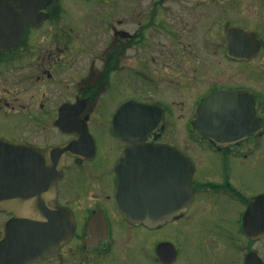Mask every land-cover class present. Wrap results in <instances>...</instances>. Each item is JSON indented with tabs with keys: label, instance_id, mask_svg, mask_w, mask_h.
Segmentation results:
<instances>
[{
	"label": "flooded vegetation",
	"instance_id": "flooded-vegetation-1",
	"mask_svg": "<svg viewBox=\"0 0 264 264\" xmlns=\"http://www.w3.org/2000/svg\"><path fill=\"white\" fill-rule=\"evenodd\" d=\"M45 2L0 0V140L35 150L29 172L0 174V240L21 212L55 202L48 242L61 244L29 264H264V0ZM218 91L254 100L252 134L217 144L198 133L196 107ZM128 101L165 114L146 140L165 145H140L151 150L130 169L144 172L141 196L179 211L155 225L129 222L116 204V167L133 145L114 120ZM68 145L53 175L52 149ZM179 151L193 171L181 210L164 165Z\"/></svg>",
	"mask_w": 264,
	"mask_h": 264
},
{
	"label": "water",
	"instance_id": "water-1",
	"mask_svg": "<svg viewBox=\"0 0 264 264\" xmlns=\"http://www.w3.org/2000/svg\"><path fill=\"white\" fill-rule=\"evenodd\" d=\"M51 0H48V3ZM32 20V18L30 19ZM241 31V30H240ZM250 105V106H249ZM251 103L242 99V94L236 92H215L208 95L197 107L193 124L201 135L216 143L231 142L243 138L248 134L250 129L246 127L247 120L250 118L252 110ZM131 112V117H125V112ZM157 113V114H154ZM128 125L125 127V122ZM164 122L163 110L154 108L151 105L143 104L137 101L124 103L117 111L114 120V131L121 140L129 145H164V144H147L145 140L154 130L159 128ZM147 147L134 146L128 148L121 157L117 166L118 187L117 202L120 211L125 218L133 223L149 222L156 223L165 221L172 217L175 211H169L166 204L158 202L159 195L155 194V200L150 201V193L141 196V179L144 172L141 169L130 170L131 168L140 167L143 164V152ZM74 145L62 148H53L58 151L60 157L53 160L50 168L51 173L57 174L61 169L64 161L65 150L73 151ZM162 150L159 149L158 152ZM163 155L166 158L167 153ZM25 152V154H24ZM136 153L133 155V153ZM35 150L27 148L18 143H9L0 141V174L9 172L15 174L13 169L18 166H27V172L31 169V159ZM174 160L169 163L164 161L165 166L174 167L173 183L175 189L180 192V210L185 201L191 198L186 191H192L190 179L193 174L187 158L180 152L179 156L174 154ZM179 158V161L177 160ZM174 161V162H173ZM162 164V162H160ZM8 169L7 171H4ZM154 173V172H153ZM157 175V174H156ZM53 181L55 179L53 178ZM167 182V181H164ZM127 197L136 198L138 201L131 202ZM147 199L146 207L143 208V201ZM48 209L40 214H32L37 216L30 222L20 220L19 223L12 222L9 224L7 237L0 241V263L10 264H27L40 257L47 255L48 239L50 237L49 230L54 228V216L57 212H61L55 203L46 204ZM143 210V211H142ZM72 215V214H71ZM70 212H62V217L67 216L68 223L71 224L72 216ZM22 216V215H20ZM14 230V234L12 232ZM70 229L68 230V234ZM256 232L250 229L249 233ZM264 233V230H259ZM66 237V236H65ZM63 237V239L65 238ZM62 239V240H63ZM51 250L56 248L55 243L51 244Z\"/></svg>",
	"mask_w": 264,
	"mask_h": 264
},
{
	"label": "rangeland",
	"instance_id": "rangeland-1",
	"mask_svg": "<svg viewBox=\"0 0 264 264\" xmlns=\"http://www.w3.org/2000/svg\"><path fill=\"white\" fill-rule=\"evenodd\" d=\"M184 124H185V121H182V120H181V121H180V124H179V126H180V132H181V133H186V131L184 130ZM111 140H112V138H111ZM113 144H114V145H117L116 142H114V141H113ZM259 188H260V189H264V184L261 183L260 185H257V186H256V190H259Z\"/></svg>",
	"mask_w": 264,
	"mask_h": 264
}]
</instances>
